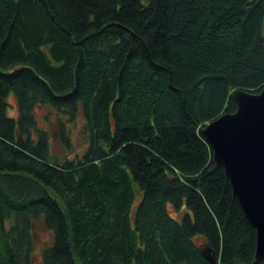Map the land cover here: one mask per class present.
Instances as JSON below:
<instances>
[{
  "label": "trees",
  "instance_id": "16d2710c",
  "mask_svg": "<svg viewBox=\"0 0 264 264\" xmlns=\"http://www.w3.org/2000/svg\"><path fill=\"white\" fill-rule=\"evenodd\" d=\"M263 26L264 0H0V264L37 223L42 264H254L200 130L264 86ZM40 108L66 152L81 118L80 154Z\"/></svg>",
  "mask_w": 264,
  "mask_h": 264
},
{
  "label": "water",
  "instance_id": "95a60500",
  "mask_svg": "<svg viewBox=\"0 0 264 264\" xmlns=\"http://www.w3.org/2000/svg\"><path fill=\"white\" fill-rule=\"evenodd\" d=\"M235 111L206 124L200 135L221 167L249 225L255 230L253 263L264 260V86L256 93L237 90L230 95ZM200 254L217 264L215 253L202 246Z\"/></svg>",
  "mask_w": 264,
  "mask_h": 264
},
{
  "label": "rangeland",
  "instance_id": "374dc122",
  "mask_svg": "<svg viewBox=\"0 0 264 264\" xmlns=\"http://www.w3.org/2000/svg\"><path fill=\"white\" fill-rule=\"evenodd\" d=\"M262 35L264 36V26L262 29ZM9 103L12 108L9 111L10 115H16L15 101L13 97L9 98ZM50 110L46 108H40L36 111L35 118L39 122L42 128L46 129L50 133V140L52 144V154H56L60 159L72 158L75 154H80L86 147L87 141L82 133V120L78 116L76 120L70 125V135L73 145L67 152L60 146L57 127H55V121L50 114ZM33 249L30 254V264H42L41 251L49 244L51 240L50 234L38 223L33 225Z\"/></svg>",
  "mask_w": 264,
  "mask_h": 264
}]
</instances>
